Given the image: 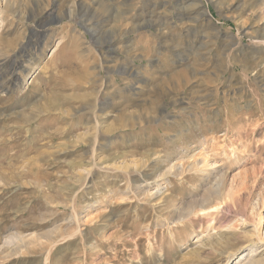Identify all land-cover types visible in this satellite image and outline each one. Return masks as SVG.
Returning a JSON list of instances; mask_svg holds the SVG:
<instances>
[{
  "label": "rangeland",
  "instance_id": "rangeland-1",
  "mask_svg": "<svg viewBox=\"0 0 264 264\" xmlns=\"http://www.w3.org/2000/svg\"><path fill=\"white\" fill-rule=\"evenodd\" d=\"M0 264H264V0H0Z\"/></svg>",
  "mask_w": 264,
  "mask_h": 264
}]
</instances>
